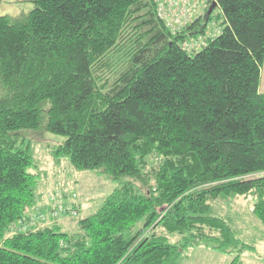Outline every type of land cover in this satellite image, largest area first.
<instances>
[{
    "label": "trees",
    "instance_id": "obj_1",
    "mask_svg": "<svg viewBox=\"0 0 264 264\" xmlns=\"http://www.w3.org/2000/svg\"><path fill=\"white\" fill-rule=\"evenodd\" d=\"M31 1L0 13V264H178L205 241L239 263L254 247L214 204L252 195L264 225V0H209L177 32L153 0ZM46 132L118 185L75 234H11L42 198L30 134Z\"/></svg>",
    "mask_w": 264,
    "mask_h": 264
},
{
    "label": "rangeland",
    "instance_id": "obj_2",
    "mask_svg": "<svg viewBox=\"0 0 264 264\" xmlns=\"http://www.w3.org/2000/svg\"><path fill=\"white\" fill-rule=\"evenodd\" d=\"M16 1L13 6L10 2L8 5L6 2L1 4L0 13L15 16L27 13L34 7L31 0ZM30 136L33 137L30 139V144L34 165L29 171L37 174L38 193L46 204L34 207L52 211L53 203L50 194L54 190H61L66 204L76 208L79 213L76 217L71 214L58 215L56 222L62 221L63 230L69 234H75L79 231L78 221L96 213L118 184L101 169L78 170L71 165L68 158L57 157L54 151L65 137L48 132L32 133ZM253 204L252 195H232L221 198L214 204V213L225 217L243 241L254 247L252 250L245 251L237 264H264V225L252 215ZM53 221L54 219L49 220V223L42 222L40 228L51 225ZM234 256V254H226L214 249L205 241L188 246L178 264H230Z\"/></svg>",
    "mask_w": 264,
    "mask_h": 264
},
{
    "label": "built area",
    "instance_id": "obj_3",
    "mask_svg": "<svg viewBox=\"0 0 264 264\" xmlns=\"http://www.w3.org/2000/svg\"><path fill=\"white\" fill-rule=\"evenodd\" d=\"M209 0H153L157 5V14L163 19L167 26L177 32L187 25H191L201 16L206 8ZM221 28H208L204 34L185 41L183 48L187 51L200 49L204 47L209 38L217 36ZM51 195L53 203L52 211H45L40 208L32 207L26 214L18 219L10 228L11 234L28 233L40 229L42 222L49 223L51 219L56 220L58 215L71 214L77 216L78 212L65 203L64 195L61 190H54ZM49 216V218H48Z\"/></svg>",
    "mask_w": 264,
    "mask_h": 264
},
{
    "label": "crops",
    "instance_id": "obj_4",
    "mask_svg": "<svg viewBox=\"0 0 264 264\" xmlns=\"http://www.w3.org/2000/svg\"><path fill=\"white\" fill-rule=\"evenodd\" d=\"M5 2L7 3V5H8V3L10 2V3H12V6H13V4H15L17 1L15 0V2H12V0H3V3H2V4H4ZM6 3H5V4H6ZM9 5H10V4H9ZM12 6H11V7H12ZM8 9H9V8H8ZM262 74H263V80H262L261 90L264 92V66H263V73H262ZM65 197L68 199L67 196H65ZM40 204L43 205V206L46 205V204L43 203L42 198H41V200L39 201V203H38L37 206H40ZM41 208H42V207H41ZM49 208H50V207H49ZM63 219H64V218H63ZM54 221H55V220H54ZM54 221H53V222H54ZM59 223H60L61 225L64 226V223H63L62 221H60Z\"/></svg>",
    "mask_w": 264,
    "mask_h": 264
},
{
    "label": "water",
    "instance_id": "obj_5",
    "mask_svg": "<svg viewBox=\"0 0 264 264\" xmlns=\"http://www.w3.org/2000/svg\"><path fill=\"white\" fill-rule=\"evenodd\" d=\"M216 4H217L216 2H214V3L212 4V6L210 7V9H209L207 15H209V14L212 12V10L216 7Z\"/></svg>",
    "mask_w": 264,
    "mask_h": 264
},
{
    "label": "bare ground",
    "instance_id": "obj_6",
    "mask_svg": "<svg viewBox=\"0 0 264 264\" xmlns=\"http://www.w3.org/2000/svg\"><path fill=\"white\" fill-rule=\"evenodd\" d=\"M73 208H74V207H73ZM74 209H75V208H74ZM61 215H62V214H61ZM13 225H15V224H13ZM13 225H12V226H13ZM12 226H11V227H12ZM40 226H41V224H40ZM45 226H46V225H45ZM11 227H10V228H11ZM10 233H11V232H10Z\"/></svg>",
    "mask_w": 264,
    "mask_h": 264
}]
</instances>
